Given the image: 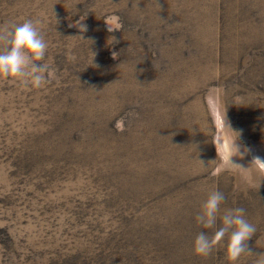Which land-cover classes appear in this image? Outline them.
I'll return each instance as SVG.
<instances>
[{
  "label": "rangeland",
  "instance_id": "374dc122",
  "mask_svg": "<svg viewBox=\"0 0 264 264\" xmlns=\"http://www.w3.org/2000/svg\"><path fill=\"white\" fill-rule=\"evenodd\" d=\"M26 19L53 76L0 78V198L27 181L40 199L15 247L36 264H264V0H0V31ZM213 190L256 229L235 262L227 234L193 251Z\"/></svg>",
  "mask_w": 264,
  "mask_h": 264
},
{
  "label": "clouds",
  "instance_id": "9594fccd",
  "mask_svg": "<svg viewBox=\"0 0 264 264\" xmlns=\"http://www.w3.org/2000/svg\"><path fill=\"white\" fill-rule=\"evenodd\" d=\"M83 20L80 16L68 27H76L83 33L87 30L86 24L81 23ZM108 30L112 31L113 29L109 27ZM0 40L4 43L3 50H0V78H14L21 83L27 82L37 88L46 78H52V70L48 64L43 62L48 45L41 30L33 20L26 19L22 23L11 25L10 29L6 28L0 31ZM113 57H115L114 53ZM225 124H227L226 119ZM235 141L230 146V148H235V153L226 149L230 162L232 156L243 155ZM251 165L259 173L264 174V159L258 156L253 157ZM224 201L225 196L221 191L213 190L208 193L201 205V211L195 216V221L204 229L215 228V230L211 238L207 232H199L193 241V251L199 256L206 257L214 245L220 243L227 234L226 256L230 262H235L242 255L250 253L247 241L256 232V229L253 224L245 219L243 208H225L222 210L221 205ZM217 221L220 223L218 228L215 227Z\"/></svg>",
  "mask_w": 264,
  "mask_h": 264
},
{
  "label": "trees",
  "instance_id": "16d2710c",
  "mask_svg": "<svg viewBox=\"0 0 264 264\" xmlns=\"http://www.w3.org/2000/svg\"><path fill=\"white\" fill-rule=\"evenodd\" d=\"M11 177H15L14 173H11ZM24 186H18L13 183L9 191H5L0 198V207L5 213L0 214L3 225L0 227V249L2 256V264H36L33 262L35 259L32 254L35 252V248L32 246L30 240L22 239V246L17 249L18 236L15 237V221L20 213L23 214V227H28L29 224L33 225L34 220L39 217H34L36 207L35 200L38 199L35 196V191L30 187V183L22 182ZM16 191L25 193L24 196H16ZM26 198V199H25ZM33 200V202H31ZM21 209V211L19 210ZM15 211V212H14ZM42 219V218H41ZM44 219V218H43ZM14 232V234H13ZM44 253L40 256L43 257ZM46 264H53V261L49 258Z\"/></svg>",
  "mask_w": 264,
  "mask_h": 264
}]
</instances>
